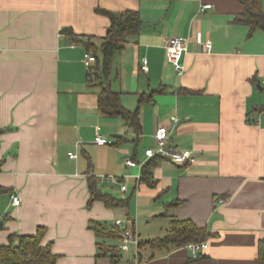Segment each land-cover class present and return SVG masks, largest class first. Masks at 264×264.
Wrapping results in <instances>:
<instances>
[{
  "label": "crops",
  "instance_id": "crops-1",
  "mask_svg": "<svg viewBox=\"0 0 264 264\" xmlns=\"http://www.w3.org/2000/svg\"><path fill=\"white\" fill-rule=\"evenodd\" d=\"M242 1L0 0V245L43 228L56 264H112L96 258L90 222L134 219L146 242L164 238L178 219L210 232L201 257L193 261L187 246H142L140 264H264V33L248 37L234 23ZM204 5L211 8L199 14ZM97 10L139 15L138 34L102 78L123 109L137 111L138 132L101 112L102 88L88 83L95 65L84 56L95 51L87 43L99 45L110 24ZM171 37L186 41L182 76L166 60ZM160 126L193 161L159 159L148 183L142 167L124 161L149 162L144 152ZM96 134L107 145L96 146ZM90 179L124 206L92 199Z\"/></svg>",
  "mask_w": 264,
  "mask_h": 264
},
{
  "label": "trees",
  "instance_id": "trees-1",
  "mask_svg": "<svg viewBox=\"0 0 264 264\" xmlns=\"http://www.w3.org/2000/svg\"><path fill=\"white\" fill-rule=\"evenodd\" d=\"M242 6L243 10L235 17L234 23L247 27L249 29L248 37H251L257 31L264 33L262 0H243ZM97 13L108 17L110 24L106 35L101 39L99 45L87 43V49L92 48L95 51L93 56L95 66L89 69L88 83H98L102 88L98 95V108L101 112L120 116L128 126L138 132L140 127L137 111L131 113L123 109L120 105L119 95L104 85L102 78H105L109 73L114 54L124 48L129 37L138 34L141 27L139 15L137 12L132 11L112 13L97 10ZM63 33L70 40H76L70 29H64ZM158 160L159 158H152L142 166V181L149 183L151 179L150 168ZM89 190L92 199L102 201L107 207H118L125 204V201H120L110 195L98 192L95 189V182L91 179L89 180ZM89 229L94 232L97 239L96 258L107 257L112 264L118 263L121 260L118 248L121 230L114 225L109 226L95 221L90 222ZM44 232L43 228H38L33 236L9 237L7 244L0 245V264H56L57 256L52 253L51 245H42ZM210 237L211 234L208 230L197 227L190 220L172 219L164 238L140 242L139 247L148 246L152 249L157 248L169 251L189 244L206 243ZM258 259L264 261L263 241L258 244ZM138 260L140 262V253Z\"/></svg>",
  "mask_w": 264,
  "mask_h": 264
},
{
  "label": "built area",
  "instance_id": "built-area-1",
  "mask_svg": "<svg viewBox=\"0 0 264 264\" xmlns=\"http://www.w3.org/2000/svg\"><path fill=\"white\" fill-rule=\"evenodd\" d=\"M211 5H204L199 8L198 13L203 14V12L207 9H210ZM204 50L209 53L212 49L210 42L206 41L202 44ZM73 47V45H71ZM187 50L186 41L179 37H171L167 40L165 46V55L167 62L173 67L174 71L182 76L185 72L184 64L182 63V58ZM84 58L90 64L95 62V59L90 54H85ZM147 61L145 59L142 60L141 70L144 71L146 69ZM260 85L264 88V80H261ZM155 146L152 149H146L144 154L147 160L152 158H159L162 160H166L169 163L176 165H184L188 162L193 161V157L190 151L188 150H177L169 145L170 133L166 127L160 126L155 135ZM94 144L96 146H105L107 145V141L102 138V136L96 134L94 137ZM70 159H75L76 156L69 153ZM126 167H139L141 168L143 164L136 163L130 159H126L124 161ZM126 187L121 186L120 190L125 191ZM224 199H219L218 203L222 204ZM20 204V201L17 197L11 196V205L17 207ZM113 225L121 230V237L119 240L118 248L120 252L125 253L131 256L132 264H140L138 260L139 251H140V240L139 236L136 232V222L134 219L127 218L125 220H115ZM187 248L191 254V258L196 260L200 257V255L207 248L206 243H198V244H189Z\"/></svg>",
  "mask_w": 264,
  "mask_h": 264
},
{
  "label": "rangeland",
  "instance_id": "rangeland-1",
  "mask_svg": "<svg viewBox=\"0 0 264 264\" xmlns=\"http://www.w3.org/2000/svg\"><path fill=\"white\" fill-rule=\"evenodd\" d=\"M158 222L160 223L161 221H154L153 225L156 227L157 226L156 224H158ZM156 229H157V227H156ZM153 230L155 231V229H153ZM120 255H121V260L118 264H129L128 258L131 260V256H129L125 253H122V252H120Z\"/></svg>",
  "mask_w": 264,
  "mask_h": 264
},
{
  "label": "water",
  "instance_id": "water-1",
  "mask_svg": "<svg viewBox=\"0 0 264 264\" xmlns=\"http://www.w3.org/2000/svg\"><path fill=\"white\" fill-rule=\"evenodd\" d=\"M1 225H2V222H0V227H1Z\"/></svg>",
  "mask_w": 264,
  "mask_h": 264
}]
</instances>
